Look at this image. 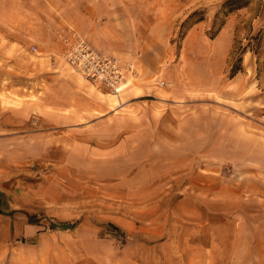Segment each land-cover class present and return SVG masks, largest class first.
I'll return each instance as SVG.
<instances>
[{
	"label": "crops",
	"instance_id": "obj_1",
	"mask_svg": "<svg viewBox=\"0 0 264 264\" xmlns=\"http://www.w3.org/2000/svg\"><path fill=\"white\" fill-rule=\"evenodd\" d=\"M206 3L0 0L6 63L36 75L0 105V264H264V74L249 51L229 74L238 10L174 42ZM69 28L135 62L118 103L63 61Z\"/></svg>",
	"mask_w": 264,
	"mask_h": 264
},
{
	"label": "rangeland",
	"instance_id": "obj_2",
	"mask_svg": "<svg viewBox=\"0 0 264 264\" xmlns=\"http://www.w3.org/2000/svg\"><path fill=\"white\" fill-rule=\"evenodd\" d=\"M225 1L226 0H207L206 5L196 6L192 9L180 22L178 30L175 33L174 42L178 45L190 28L204 21H208L206 25L208 29L205 31L206 35L208 38H213L230 13L238 10L236 18L238 19L239 27H237L235 32L234 47L230 53L233 61L232 68H238L243 72L242 60L245 59L246 62L248 61L249 55L245 53L249 51L251 59H254L256 62L255 72L260 75L264 74V0H240V2L244 4L236 9L228 6L224 7L223 4ZM191 14L193 15L188 19ZM5 45L6 43L3 42L2 46H0V105L2 107L17 105L24 100L33 98V94L25 92L23 88L32 86V84L36 82V75L24 73V70L14 68L11 64L6 63V59L10 58V54L6 51ZM31 47L32 45L29 47V50L32 53L36 52V50L32 51ZM115 56L122 60H127L124 57ZM63 61L65 62L64 58ZM248 71L250 72V70ZM230 73L231 70L229 74ZM133 81L135 80H132L129 85L132 84ZM261 83L262 81H260V84ZM119 94L114 95L109 93L108 98L118 103L117 98ZM30 168L36 169V166L31 163ZM95 184L99 183L96 182ZM96 190V195L100 196L96 200L97 206L100 204L98 200L102 197V195H100L102 193L101 190ZM98 209L101 208H96V211ZM248 210V214L255 212L257 213L256 215L263 216V213H260L257 209L251 208ZM102 226H104V229L107 228L109 231L119 234L118 229L115 226L113 227V225L104 223ZM122 243V238H118L117 245L121 246Z\"/></svg>",
	"mask_w": 264,
	"mask_h": 264
},
{
	"label": "built area",
	"instance_id": "obj_3",
	"mask_svg": "<svg viewBox=\"0 0 264 264\" xmlns=\"http://www.w3.org/2000/svg\"><path fill=\"white\" fill-rule=\"evenodd\" d=\"M61 41L64 44L63 58L65 62L82 76L100 82L111 94H119L129 86L132 80L138 78L134 61L97 53L89 45L85 36L73 28H69L61 36ZM31 50L35 51L36 48L32 46ZM168 84L163 80L158 82L159 86Z\"/></svg>",
	"mask_w": 264,
	"mask_h": 264
},
{
	"label": "trees",
	"instance_id": "obj_4",
	"mask_svg": "<svg viewBox=\"0 0 264 264\" xmlns=\"http://www.w3.org/2000/svg\"><path fill=\"white\" fill-rule=\"evenodd\" d=\"M243 4L244 3H241L240 0H226L223 5H224V7L228 6L230 8L236 9L238 7H241ZM192 15L193 14L189 15L188 19H190ZM237 70H238V68H232L230 75H233Z\"/></svg>",
	"mask_w": 264,
	"mask_h": 264
}]
</instances>
